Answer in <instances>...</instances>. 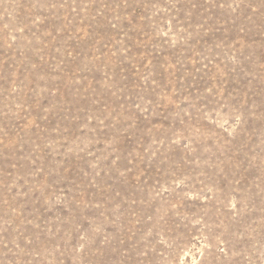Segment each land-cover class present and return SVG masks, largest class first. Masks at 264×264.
<instances>
[{"label": "rangeland", "instance_id": "374dc122", "mask_svg": "<svg viewBox=\"0 0 264 264\" xmlns=\"http://www.w3.org/2000/svg\"><path fill=\"white\" fill-rule=\"evenodd\" d=\"M0 264H264V0H0Z\"/></svg>", "mask_w": 264, "mask_h": 264}]
</instances>
